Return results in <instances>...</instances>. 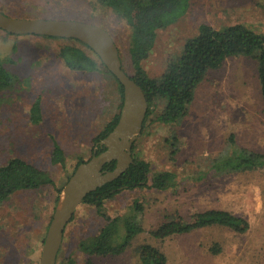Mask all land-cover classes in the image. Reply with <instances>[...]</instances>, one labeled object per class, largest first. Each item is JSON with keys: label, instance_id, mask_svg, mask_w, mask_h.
<instances>
[{"label": "rangeland", "instance_id": "1", "mask_svg": "<svg viewBox=\"0 0 264 264\" xmlns=\"http://www.w3.org/2000/svg\"><path fill=\"white\" fill-rule=\"evenodd\" d=\"M0 8L13 17L77 19L103 26L118 47L124 69L133 73L127 54L129 27L98 0H0ZM202 23L214 28L241 23L264 33V0H191L182 17L157 31L142 62L148 74L160 76L167 57L178 54ZM66 44L84 48L72 39L8 35L0 29V60L14 75L10 86L0 90V165L22 157L46 169L54 181L16 190L0 203V264H40L57 188L79 158L91 156L94 136L118 111L114 79L104 68L69 69L58 56ZM37 100L40 119L33 122L30 109ZM162 106L163 101L154 98L132 153L149 163V177L170 170L175 184L165 190L125 189L105 200L107 215L123 216L132 213L130 204L139 199L143 211L135 218L143 231L120 254L92 255L94 264H143L138 252L143 243L159 248L166 264H264V169L221 173L211 166L228 148L230 134L237 145L264 152V104L255 59L230 57L209 70L197 85L186 116L174 123L154 119ZM53 139L63 148L64 167L50 160ZM211 208L244 217L248 229L237 232L213 225L165 238L150 232L172 216L189 220ZM103 224L93 205L79 204L65 226L56 264H85L87 254L78 242L98 233ZM215 244L218 252L210 249Z\"/></svg>", "mask_w": 264, "mask_h": 264}, {"label": "trees", "instance_id": "2", "mask_svg": "<svg viewBox=\"0 0 264 264\" xmlns=\"http://www.w3.org/2000/svg\"><path fill=\"white\" fill-rule=\"evenodd\" d=\"M190 1L98 0L99 3L107 6L115 15L123 19L129 27L127 54L133 70L132 74H129L124 69L122 60H120L122 68L140 85L147 99L148 108L141 132L144 131L145 123L152 113L151 106L154 98L158 97L163 101V106L154 119L165 124L174 123L186 116L188 105L193 100L195 89L204 79L207 72L218 69L230 57L245 56L255 59L260 95L264 104V33H258L241 23L230 24L223 28H214L206 23L200 24L197 33L185 39L181 51L178 54L167 57L166 65L160 76L156 77L148 74L142 62L147 58L155 43L157 31L182 17ZM0 10L2 11L1 8ZM2 12L5 13L4 11ZM5 14L8 15L7 13ZM4 32L12 35L9 32ZM47 37L72 39L54 36ZM72 40L82 44L85 49L75 44L62 46L58 51V56L65 65L71 70L84 72L104 68L114 79L119 90L118 111L94 136L93 143L95 144L106 136L116 124L122 105L123 89L118 80L102 64L98 56L95 55L98 59L96 60L87 52V50L93 51L86 44L77 39ZM13 79L14 75L5 67L4 62L0 60V90L10 86ZM30 112L31 120L38 122L40 119L38 100L32 104ZM171 137L174 141L176 136L172 134ZM173 141H170L171 145H173ZM228 141V148L216 162L213 161L211 164L214 172L219 170L222 173L264 169V152L237 145L233 134H230ZM104 148V146L100 145L95 149V152L98 153ZM134 148L135 142H133L132 150ZM93 151L94 149L92 148L91 155ZM172 151L174 152L175 150ZM132 156L133 162L120 176L97 187L83 199L82 203L93 205L96 211L104 218V224L98 233L78 242V248L87 254L85 264H94L92 255L105 256L122 253L132 239L143 231L141 223L135 218V213L143 211V205L139 199H134L130 204L132 213L123 216L107 215L104 212L105 200L125 189L151 187L157 190H165L175 184L176 176L174 172L160 170L149 177V163L133 153ZM50 160L53 164H59L62 167L65 165L63 149L55 139H53L50 151ZM85 160L87 159L79 158L76 166ZM114 166L115 160H111L103 166V169L111 170ZM46 184L54 185L50 173L24 158L14 156L0 165V203L16 190L38 188ZM62 186L57 188L58 194ZM213 225L225 226L237 232H244L248 229L249 222L244 217L235 215L227 210L211 208L195 213L189 220H185L180 215L172 216L150 232L156 238H165L173 234L186 233L197 228ZM210 249L213 252L219 251V247L216 244ZM138 252L140 261L143 264H166L167 262L165 254L152 244H141Z\"/></svg>", "mask_w": 264, "mask_h": 264}, {"label": "water", "instance_id": "3", "mask_svg": "<svg viewBox=\"0 0 264 264\" xmlns=\"http://www.w3.org/2000/svg\"><path fill=\"white\" fill-rule=\"evenodd\" d=\"M0 29L16 35L77 39L98 56L123 89L116 124L94 144L91 157L76 166L58 194L40 254V264H56L65 226L77 206L89 192L120 176L133 162L132 145L141 133L148 103L140 85L122 68L118 47L102 26L77 19L13 17L0 10ZM100 145L105 148L96 153ZM111 160H115L114 168L103 169Z\"/></svg>", "mask_w": 264, "mask_h": 264}, {"label": "crops", "instance_id": "4", "mask_svg": "<svg viewBox=\"0 0 264 264\" xmlns=\"http://www.w3.org/2000/svg\"><path fill=\"white\" fill-rule=\"evenodd\" d=\"M58 143V141H56ZM59 144V143H58ZM60 145V144H59ZM61 146V145H60ZM52 147V146H51ZM62 148V147H61ZM63 149V148H62ZM51 151V150H50ZM22 158V157H21Z\"/></svg>", "mask_w": 264, "mask_h": 264}]
</instances>
